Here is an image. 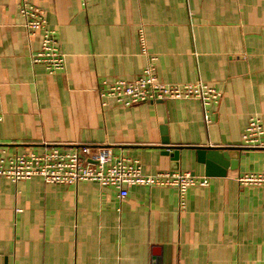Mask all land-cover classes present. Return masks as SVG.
Instances as JSON below:
<instances>
[{
	"label": "crops",
	"instance_id": "crops-1",
	"mask_svg": "<svg viewBox=\"0 0 264 264\" xmlns=\"http://www.w3.org/2000/svg\"><path fill=\"white\" fill-rule=\"evenodd\" d=\"M22 2L44 9L63 70L31 61L40 38L23 26ZM140 26L161 81L201 80L219 102L103 106L102 81L133 80L146 64ZM251 116L264 126V0H0V144L10 154L107 146L146 174L207 176L195 150L174 161L162 139L242 146ZM230 153L225 175L188 189L184 210L173 187L133 185L120 198L91 181L0 177V264H264V184L238 182L264 168V149Z\"/></svg>",
	"mask_w": 264,
	"mask_h": 264
},
{
	"label": "built area",
	"instance_id": "built-area-1",
	"mask_svg": "<svg viewBox=\"0 0 264 264\" xmlns=\"http://www.w3.org/2000/svg\"><path fill=\"white\" fill-rule=\"evenodd\" d=\"M88 0H79L85 7ZM19 14L28 35L39 34L40 48L31 54L33 63H42L47 73H55L65 67V54L61 49L55 31L46 26L45 11L41 7L22 2ZM141 53L146 64L133 80L114 79L102 81L99 95L102 105L113 99L123 106H132L144 102H158L165 99L195 98L200 100L204 109L217 104L221 92L198 80L194 83H165L156 71V56L148 51L145 30L138 29ZM205 122L210 119L204 114ZM241 145L248 148L264 149V126L257 116H251L244 127ZM41 178L46 183L75 184L91 181L102 187H113L120 198L128 195L129 187L144 185L148 187H173L177 190L179 208L186 207L187 191L191 187L208 185L209 177L195 175L189 171L165 170L152 174L142 172L137 158L126 155L111 156L107 146L96 148L88 145L60 150L57 146L45 148L42 152L27 150L10 154L0 144V177L11 181ZM242 185L264 184V168L256 173L243 174L238 177Z\"/></svg>",
	"mask_w": 264,
	"mask_h": 264
},
{
	"label": "water",
	"instance_id": "water-1",
	"mask_svg": "<svg viewBox=\"0 0 264 264\" xmlns=\"http://www.w3.org/2000/svg\"><path fill=\"white\" fill-rule=\"evenodd\" d=\"M161 148L165 154H170L174 161L179 159V151L183 148L195 150L196 161L204 164L205 175L207 176H223L226 169L231 164L230 151L242 150L248 147L243 146H182L171 145L167 139H162Z\"/></svg>",
	"mask_w": 264,
	"mask_h": 264
}]
</instances>
